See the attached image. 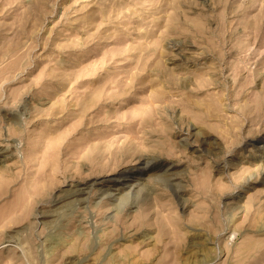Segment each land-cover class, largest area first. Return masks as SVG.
Masks as SVG:
<instances>
[{"label":"rangeland","instance_id":"rangeland-1","mask_svg":"<svg viewBox=\"0 0 264 264\" xmlns=\"http://www.w3.org/2000/svg\"><path fill=\"white\" fill-rule=\"evenodd\" d=\"M0 264H264V0H0Z\"/></svg>","mask_w":264,"mask_h":264},{"label":"bare ground","instance_id":"bare-ground-1","mask_svg":"<svg viewBox=\"0 0 264 264\" xmlns=\"http://www.w3.org/2000/svg\"><path fill=\"white\" fill-rule=\"evenodd\" d=\"M129 261H131V260H129ZM134 261V260H133Z\"/></svg>","mask_w":264,"mask_h":264}]
</instances>
